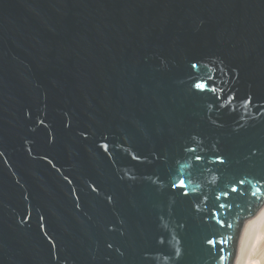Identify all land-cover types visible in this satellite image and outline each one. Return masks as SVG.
<instances>
[{
	"label": "water",
	"instance_id": "water-1",
	"mask_svg": "<svg viewBox=\"0 0 264 264\" xmlns=\"http://www.w3.org/2000/svg\"><path fill=\"white\" fill-rule=\"evenodd\" d=\"M263 207L264 0H0V264H234Z\"/></svg>",
	"mask_w": 264,
	"mask_h": 264
},
{
	"label": "bare ground",
	"instance_id": "bare-ground-1",
	"mask_svg": "<svg viewBox=\"0 0 264 264\" xmlns=\"http://www.w3.org/2000/svg\"><path fill=\"white\" fill-rule=\"evenodd\" d=\"M234 264H264V207L246 223Z\"/></svg>",
	"mask_w": 264,
	"mask_h": 264
},
{
	"label": "rangeland",
	"instance_id": "rangeland-1",
	"mask_svg": "<svg viewBox=\"0 0 264 264\" xmlns=\"http://www.w3.org/2000/svg\"><path fill=\"white\" fill-rule=\"evenodd\" d=\"M251 221V220H249ZM249 221H247L246 223H248ZM246 225V224H245ZM245 227V226H244ZM244 227L241 231V234H240V237H239V240H238V245H237V254H236V258H235V261L234 263L237 261V258H238V253H239V246H240V241H241V238H242V234H243V231H244Z\"/></svg>",
	"mask_w": 264,
	"mask_h": 264
},
{
	"label": "snow or ice",
	"instance_id": "snow-or-ice-1",
	"mask_svg": "<svg viewBox=\"0 0 264 264\" xmlns=\"http://www.w3.org/2000/svg\"><path fill=\"white\" fill-rule=\"evenodd\" d=\"M199 87H202V85H198Z\"/></svg>",
	"mask_w": 264,
	"mask_h": 264
}]
</instances>
